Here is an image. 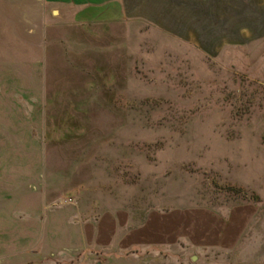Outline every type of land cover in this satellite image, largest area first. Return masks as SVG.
Returning a JSON list of instances; mask_svg holds the SVG:
<instances>
[{
	"label": "rangeland",
	"instance_id": "1",
	"mask_svg": "<svg viewBox=\"0 0 264 264\" xmlns=\"http://www.w3.org/2000/svg\"><path fill=\"white\" fill-rule=\"evenodd\" d=\"M76 206L233 214L230 251L159 259L264 264V39L205 57L147 25L77 27L0 0L1 251Z\"/></svg>",
	"mask_w": 264,
	"mask_h": 264
},
{
	"label": "crops",
	"instance_id": "2",
	"mask_svg": "<svg viewBox=\"0 0 264 264\" xmlns=\"http://www.w3.org/2000/svg\"><path fill=\"white\" fill-rule=\"evenodd\" d=\"M36 1L77 27L147 25L205 57L264 39V0ZM49 209L36 243L16 253L13 242L4 244L11 252L0 249V264H167L159 259L165 251H230L239 238L237 216L209 210L149 211L139 218L124 210Z\"/></svg>",
	"mask_w": 264,
	"mask_h": 264
}]
</instances>
